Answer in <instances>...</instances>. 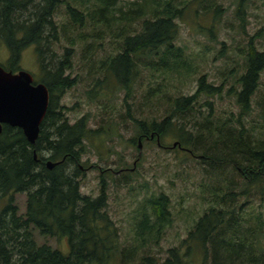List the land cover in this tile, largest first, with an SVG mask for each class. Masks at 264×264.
I'll use <instances>...</instances> for the list:
<instances>
[{
    "label": "trees",
    "instance_id": "1",
    "mask_svg": "<svg viewBox=\"0 0 264 264\" xmlns=\"http://www.w3.org/2000/svg\"><path fill=\"white\" fill-rule=\"evenodd\" d=\"M120 1L0 0V42L10 53L4 68L19 70L23 51L35 45L42 82L50 91L35 143L19 127L3 124L0 133V198L27 193L24 213L18 212L14 197L0 213V264H264V48L255 42L264 36V28L248 36L242 49L244 70L236 80L239 87L229 91L236 95L238 112L219 114L213 100L201 104L203 96L221 95L224 89L203 74L193 94L168 96L161 119L133 118L142 140L154 134L153 141L159 136L161 142L162 136L174 132L180 146L165 148L183 151L203 164L201 195L209 206L179 246L169 248L165 257L150 248L159 244L173 223L167 194L143 197L135 208L133 239L125 242L108 210L109 180L101 177L97 196L81 192L85 139L101 131L88 129L86 117L71 123L60 105L61 95L77 82L66 72L73 67L75 46L91 40L81 52L83 64L93 74L103 70L113 74L126 90V103L139 62L164 71L193 69L186 51L176 44L177 20L185 15L190 0H135L128 10L119 7ZM248 1L238 2L243 27L242 12ZM200 3L204 13L215 12L216 21L223 10L217 0ZM61 7L68 20L60 25L55 14ZM60 31L70 46L58 57L51 46L60 40ZM108 32L119 52L97 60L96 52ZM47 161L58 164L49 168ZM134 170L135 166L120 169L113 178L117 184L130 183ZM255 196L262 201L258 207ZM37 235L58 241L66 238L69 252L47 241L39 243ZM196 256L199 263L194 262Z\"/></svg>",
    "mask_w": 264,
    "mask_h": 264
},
{
    "label": "rangeland",
    "instance_id": "2",
    "mask_svg": "<svg viewBox=\"0 0 264 264\" xmlns=\"http://www.w3.org/2000/svg\"><path fill=\"white\" fill-rule=\"evenodd\" d=\"M132 1L135 0H121L119 7L128 10ZM190 1L192 3L184 12L183 18L177 20L179 33L176 44L186 51L192 70L164 71L158 66L154 69L146 68L139 62L140 69L133 78L134 90L126 103V90L122 89L113 74L106 70L93 74L90 67L83 64L81 52L85 43L91 41L83 40L82 44L75 46L73 67L66 71L72 78H77V82L60 98L64 115L71 123L86 117L88 129L101 131L95 136L90 134L85 139L86 152L82 154L81 163L86 170L80 189L84 194L97 196L101 191V177L109 180L108 210L122 232L123 241L133 239L135 208L143 197L161 192L169 196L173 223L167 227L159 244L150 246L151 252L161 257L167 255L169 248L181 244L193 223L209 206L201 195L203 164L183 151L159 146L156 139L151 142L144 139L139 147L140 132L133 118L149 122L154 118L161 119L168 107V96L174 99L182 94H193L198 87L197 80L203 74L207 75L210 83L224 85V89L221 95L203 96L201 104L206 100H213L219 114L238 112L236 95L234 91H229L232 87H239L236 80L244 70L242 49L248 36L255 35L264 28V0H249L246 3L242 12L244 27L237 15L239 0H217L223 10L216 21L214 11L203 12L200 0ZM55 20L60 25L68 20L63 7L58 9ZM86 30L92 31L90 27ZM58 33L60 40H55L51 50L59 57L65 53V47L70 45L66 39H61L62 31ZM75 37L79 39L77 32ZM255 42L258 48H264V36L257 38ZM36 49L34 45L24 50L20 65L21 69L31 72L37 82H42L44 74ZM118 52L116 40L108 32L103 47L96 52L95 58L101 60ZM9 57L10 53L0 42V64H7ZM146 60L151 61V58ZM154 61H158V57ZM262 82L264 83V71ZM152 88L156 90L153 95L149 93ZM173 133L161 137L165 146H173L177 140L174 135L176 133ZM135 160L137 163L132 174L133 181L117 184L113 178L116 171L134 167ZM13 197L18 212H25L27 193H10L0 198V213ZM254 202L258 207L262 201L259 196H255ZM37 240L39 243L47 241L65 254L69 252L66 238L58 241L57 238L37 235ZM198 257H194V262L199 263Z\"/></svg>",
    "mask_w": 264,
    "mask_h": 264
},
{
    "label": "water",
    "instance_id": "3",
    "mask_svg": "<svg viewBox=\"0 0 264 264\" xmlns=\"http://www.w3.org/2000/svg\"><path fill=\"white\" fill-rule=\"evenodd\" d=\"M49 102L50 91L47 85L43 82H35L31 72L24 69L13 72L0 64V133L3 124L19 127L28 141L35 143L47 114ZM158 144H160L159 136ZM178 145V141L173 143V147ZM141 146L142 144L139 145ZM46 164L49 168H53L58 162L47 161Z\"/></svg>",
    "mask_w": 264,
    "mask_h": 264
},
{
    "label": "flooded vegetation",
    "instance_id": "4",
    "mask_svg": "<svg viewBox=\"0 0 264 264\" xmlns=\"http://www.w3.org/2000/svg\"><path fill=\"white\" fill-rule=\"evenodd\" d=\"M19 70H21V68H20ZM19 70H17V71H13V72H18ZM35 82H37V81L35 80ZM152 135H153V137H152ZM146 139H148V140H149V139L153 140V139H154V134H151L150 137H146ZM138 140H139V144H142V142H143V141H142V138L139 137ZM157 143H158V137H157ZM158 145H161V142H160V144H158ZM161 146H162V145H161ZM163 147H167V146L164 145ZM137 160H138V159H137ZM137 160L134 161V166L136 165L135 162L137 163ZM93 166H94V165H93ZM82 169H86V168H84V167L82 166ZM126 169H129V168H126ZM130 169H131V168H130Z\"/></svg>",
    "mask_w": 264,
    "mask_h": 264
}]
</instances>
